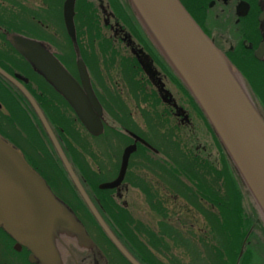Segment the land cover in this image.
<instances>
[{"label":"flooded vegetation","instance_id":"1","mask_svg":"<svg viewBox=\"0 0 264 264\" xmlns=\"http://www.w3.org/2000/svg\"><path fill=\"white\" fill-rule=\"evenodd\" d=\"M82 1L87 11L81 14V19L88 18L89 22L78 21V13L73 8L74 40L100 106L101 130L96 135L83 127L71 106L32 70L6 39L8 34H17L38 42L82 88L76 53L63 22L62 5L61 11H56L55 0H36L37 8L31 11H8L3 4L8 0H0V69L15 77L29 94L32 91L46 99L47 105L60 114L69 132L64 138L66 144L70 146L72 137L78 134L86 144L88 140L96 142V150L90 146L94 158L87 153L83 158L99 177L97 189L109 192L115 208L126 211L136 220L138 210L144 207L149 212L146 220L149 227L166 226L182 237L178 228H194L198 222L193 219L196 207L208 212L213 209L209 200L215 190V170L221 161L215 135L184 86L139 27L127 1ZM178 1L238 70L264 120V0ZM14 11L18 18L9 15ZM13 90L19 93L0 76V136L5 140L13 139L8 111L15 107L18 122L24 117L23 103ZM50 129L60 146L63 139ZM16 131H19L17 126ZM16 138L23 140V133L19 131ZM129 146L134 148L126 159L120 182L112 189L99 188L118 177L123 152ZM79 182L104 223L134 258L123 242L126 237L111 228V221L105 218L104 207L109 205L103 204L102 194L98 195L100 198L96 196L86 179L81 178ZM50 191L72 211L92 245L84 247L60 236L54 241L57 260L41 261L0 224V264H123L119 261V252L85 204L82 202L83 208L76 204L70 206L63 197L68 195L65 189L63 196L58 194L63 192L61 189L58 193ZM70 200L73 203L71 197ZM158 209L161 213L168 209L176 214H170L171 219L165 212L157 219Z\"/></svg>","mask_w":264,"mask_h":264},{"label":"water","instance_id":"2","mask_svg":"<svg viewBox=\"0 0 264 264\" xmlns=\"http://www.w3.org/2000/svg\"><path fill=\"white\" fill-rule=\"evenodd\" d=\"M126 1L139 27L206 119L264 222V120L240 73L178 0ZM74 3L75 0L63 1L62 16L76 53L82 88L38 42L17 34H8L6 39L32 70L71 106L83 127L96 135L101 130L100 106L75 45ZM0 76L13 85L31 107L77 195L104 235L128 264H140L119 243L96 211L33 98L15 77L1 69ZM133 148L129 146L124 150L118 177L99 188L117 186ZM0 224L41 261L57 260L54 241L59 236L84 247L92 245L72 211L53 195L20 150L1 136Z\"/></svg>","mask_w":264,"mask_h":264},{"label":"trees","instance_id":"3","mask_svg":"<svg viewBox=\"0 0 264 264\" xmlns=\"http://www.w3.org/2000/svg\"><path fill=\"white\" fill-rule=\"evenodd\" d=\"M9 15L14 19L16 18L14 13ZM12 52L16 54L13 50ZM31 73L33 72L31 71ZM13 91H15L18 98L23 103L24 117L22 121L18 122L16 120V113L12 109L8 111L9 115L7 116V120L9 123L11 122L10 126L13 129L11 135L13 139H6L20 150L25 161L43 178L49 189L57 193L59 189H61L63 192L58 193L60 196H63L62 194H64L65 189L68 194L66 196L64 194L63 196L65 200L67 199L65 202L70 206L71 204H76L78 207L83 208L81 199L78 197L74 187L68 179L38 120L32 110H30L26 101L23 100L22 96L17 93L16 90ZM29 92L38 104L54 133L63 139L62 141L60 140L61 149L78 180L81 181V178L86 179L93 193L96 196L102 194L104 198V200H102L103 204L109 205L104 207L106 214L105 218L111 221V228L118 230L121 237H126V240L122 241L130 249L135 260L140 264H166L158 257H155L153 253H151L150 248H153V250L155 249V251H159L161 248H168V242L165 241L166 239H169L173 247L177 246L179 244L177 239L181 236L175 235L176 233L174 231L161 225L158 226V230L156 227V230L159 231L158 233L160 234H155L156 230L154 231L143 226L138 221L132 220L126 211L115 208L111 196H109V192L97 189V184L100 182L99 177H97L94 169H90L89 164H86L83 158L86 153L90 157H93L90 154V147H87V144L79 134L76 138L72 137L73 143L70 146L66 144L64 138L65 135L67 137L69 136V132L64 123V119L59 113H56L47 105L46 99H42L37 93L32 91ZM59 101L62 102L61 99ZM12 122L15 123L12 124ZM16 122L19 123L22 130L24 125L28 133L27 139L24 138L23 140H19V143L21 142L23 147L16 141ZM216 142L221 154V168L218 169V167H216L215 190L214 194H210L211 198L209 200L215 210L213 211L212 209L211 212H208L207 210L196 207V211L202 215L209 225V232L213 238L212 241H214V244H208V246L203 245V251H201L198 246L194 244L189 245V242L192 241L188 237L182 236L181 239H184V241L180 242L181 245L186 248V253L191 256V262L194 261V258H200L203 259V264H255V259L257 257L256 247L259 248L261 253H264V246L259 245L257 242H255L257 245L251 243V228L255 225L253 224V219H255V217L258 223L262 224L264 222L261 220L251 198L233 170L217 139ZM241 197H247L253 205L251 206L252 211L250 215L245 214L241 205ZM158 210H156V212L161 214V211ZM162 214L164 215L165 212L162 211ZM207 224L204 225L205 228L208 226ZM259 230L264 236V227L259 228ZM163 237H165L164 240ZM240 251L241 255L239 256ZM118 258L123 264H128L120 254H118ZM172 264L180 263L173 260Z\"/></svg>","mask_w":264,"mask_h":264},{"label":"rangeland","instance_id":"4","mask_svg":"<svg viewBox=\"0 0 264 264\" xmlns=\"http://www.w3.org/2000/svg\"><path fill=\"white\" fill-rule=\"evenodd\" d=\"M62 2H63V0H55V10L56 11H58V12L61 11ZM3 4H4V6H7L8 11H11L14 9L15 10H21L22 9L24 11H31V10H33V9L35 10L37 8L36 0H8V2H5ZM83 5L85 6V4L83 3L82 0H76L75 7H74V11H76V13H78V15H76V18L78 21L87 20L89 22L88 18L81 19V14L83 12L87 11V8L83 7ZM0 10H1V8H0ZM13 13H17V11H14ZM14 16H16L18 18L19 15L16 14ZM76 18H75V20H76ZM13 111L15 113H17L15 111V107L13 108ZM16 124H17L16 125L17 130L24 133L23 139L24 138L27 139L28 133L26 132L27 130L24 128V125H23V130H22V128L19 126V123L16 122ZM16 133L18 134L17 131H16ZM16 140L19 143L18 140H20V139L16 138ZM19 144L23 147L21 142ZM95 145H96V142L94 140H88L87 147L92 146L94 149ZM95 150H96V148H95ZM219 159L220 158L217 154V157H216L217 163L219 162ZM219 163L220 164L217 167L220 169L221 168V161ZM241 205L243 207L245 214L250 215L251 211H252L251 206H253V205L251 204V202L249 201V199L247 197H241ZM164 210H165V212L168 213V217H170L171 219H172V216L170 214H176V212H171L168 209L167 210L164 209ZM214 210L215 209H213V211ZM138 211L139 212H137V214H136V220L135 221H138L143 226L150 228L154 231L156 230V227H157V230H158V226L149 227L146 224V220L150 216H149V212L144 210V207H142ZM161 214L156 213V215H157L156 218L157 219L162 218ZM190 215H192V214L190 213ZM171 219H170V222H171ZM193 219L198 221V222H196V225L194 226V228L183 227V228H178V230H180V233H182L184 237L188 236V238L191 239L192 242H189V245L194 244V245L198 246L199 250L203 251V245H205V246H208V244L212 245V244H214V241H212L213 238L211 237V234L209 232V225L204 220L202 215L200 213H198L196 210L193 213ZM159 221H157V222H159ZM205 224L208 225L206 228L204 226ZM253 224H255V225L252 226V228H251V240L250 241L252 244H255V242H257V243H259V245L264 246V236L262 235V232L259 230V228L264 227V223H262V224L258 223V221L255 217V219H253ZM256 225H258L259 227ZM177 227H179V226H177ZM156 231H155V234H160V233H158L159 231H157V232ZM168 233H170V232H168ZM164 239H165V237H163V240ZM177 240L179 241L178 242L179 244L177 246L173 247L171 245V242L169 241V239H166L165 241L168 242V248H166V249L161 248L159 251H155V249L153 250V248H150V251H151V253H153V255L155 257H158L161 261H163L166 264H172L173 260L175 262L178 261V263H180V264H203V259H200V258L199 259L194 258V261L191 262V256L188 253H186V248L181 245V242L184 241V239H181V237H180ZM200 242H203V243H200ZM255 245H257V244H255ZM256 249H257V257L255 259V264H264V253H261L258 247H256Z\"/></svg>","mask_w":264,"mask_h":264},{"label":"bare ground","instance_id":"5","mask_svg":"<svg viewBox=\"0 0 264 264\" xmlns=\"http://www.w3.org/2000/svg\"><path fill=\"white\" fill-rule=\"evenodd\" d=\"M59 237H60V236H59ZM59 237H58V238H59Z\"/></svg>","mask_w":264,"mask_h":264}]
</instances>
